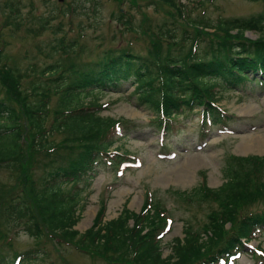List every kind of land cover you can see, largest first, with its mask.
<instances>
[{"label":"trees","instance_id":"obj_1","mask_svg":"<svg viewBox=\"0 0 264 264\" xmlns=\"http://www.w3.org/2000/svg\"><path fill=\"white\" fill-rule=\"evenodd\" d=\"M173 7L182 15L178 5ZM186 22L191 31L181 29L179 37L178 32L161 28L148 33L144 55L109 49L98 62L78 70L71 64L72 79L65 77L53 85L37 83L30 91L22 88L15 68L0 63V167L19 183V190L11 194L12 186L0 183V238L17 229L39 241L49 234L72 241L108 264H205L239 244L241 237L246 239L251 229L264 226V178L259 177L264 173V156L231 155L225 159L224 180L217 188L198 185L178 192L181 199L207 206L206 221L198 229L184 223L182 238L168 242L165 256L159 241L152 238L153 228L162 222L157 204L143 220L123 207L116 217L102 223L101 206L91 227L82 233L74 228L83 209L85 187L71 191L65 186L69 180L76 183L89 160L112 144L106 132L114 119L97 112L101 92L119 88L122 79L131 78L133 87L127 97L131 94L137 105L153 110L152 122L159 126L197 107L212 110L221 89L250 81L248 74L257 68L264 72V14ZM246 31H256L257 37L245 39ZM199 37L208 39L201 53L196 48L198 54L191 51V45ZM51 69L58 73L60 67ZM52 94H57V102L48 109L42 99ZM49 116L50 130L61 135L58 143L45 128ZM38 164L46 174L33 186L36 181L29 176ZM258 201L261 207H254L252 203ZM247 207L250 210L243 214L241 210Z\"/></svg>","mask_w":264,"mask_h":264},{"label":"rangeland","instance_id":"obj_2","mask_svg":"<svg viewBox=\"0 0 264 264\" xmlns=\"http://www.w3.org/2000/svg\"><path fill=\"white\" fill-rule=\"evenodd\" d=\"M173 5L181 8L182 15L175 13ZM257 13L264 14V0H0V61L15 68L21 75L22 88L30 91L37 83L53 85L65 77L72 79L75 75L69 65L78 70L86 63L98 62L109 49L127 48L131 53L144 55L149 45L148 33L159 32L161 28V31L178 32L179 37L181 29L191 31L186 19L203 18L214 22L218 18ZM145 25L147 33L142 29ZM256 37V31L244 33L245 39ZM207 39H197L199 53L207 47ZM59 65L61 68L54 75L46 69ZM253 78V81L221 93L218 105L227 118L213 124L206 137L199 132L200 108L197 107L186 118L179 115L169 123L170 129L165 132L161 144L157 129L148 123L155 117L153 110L137 105L131 94L125 99L132 91L131 78L122 79L118 89L101 96L99 103H110L98 114L120 121L126 133L120 145L128 154L138 155L141 164L138 168L124 169L118 176L115 167L102 161L95 167V175L89 182L79 181L78 185L85 187L81 192L84 205L74 228L82 233L91 227L101 206V220L106 221L116 217L123 207L135 214L145 202L150 203V208L157 204V208L165 209L163 216L172 220L160 243L162 256H165L168 242L182 236L184 223L191 224L194 229L201 227L206 221L207 206L181 199L178 192H188L198 185L217 188L224 180L226 157L264 156V82L259 85L258 77ZM55 104L56 94H52L48 106L51 108ZM217 126L221 133L215 132ZM225 128L232 132H226ZM50 131V139L56 143L62 141L59 133ZM202 141L205 145L195 149L194 145ZM170 150H174L173 157L162 155ZM75 156L72 154L71 159ZM58 161L64 163L63 159ZM38 166L29 176L37 183L33 182V186H37L46 174L43 166ZM259 177L264 178V173ZM0 183L12 186L9 194L19 190V183L14 182L3 167H0ZM69 185L73 183L69 181L65 188ZM4 201L3 198L1 204ZM252 204L261 207L259 201ZM247 210L250 208L241 211L245 214ZM8 236L10 240L0 242V252L6 253V259L12 251H27L37 246L34 239L22 231ZM43 240L39 243L46 250L45 256L35 254L33 259L23 261L25 264H107L98 256L82 253L74 245L56 242L48 235ZM248 243L264 251V229ZM234 263L264 264V257L242 253Z\"/></svg>","mask_w":264,"mask_h":264}]
</instances>
